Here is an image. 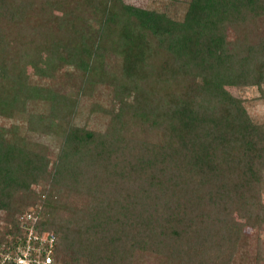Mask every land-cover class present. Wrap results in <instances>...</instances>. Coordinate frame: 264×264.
<instances>
[{
	"label": "trees",
	"instance_id": "1",
	"mask_svg": "<svg viewBox=\"0 0 264 264\" xmlns=\"http://www.w3.org/2000/svg\"><path fill=\"white\" fill-rule=\"evenodd\" d=\"M263 19L264 0H189L181 19L126 0H0V250L32 207L57 264H237L264 221V121L225 86L264 102ZM86 88L96 127L78 122Z\"/></svg>",
	"mask_w": 264,
	"mask_h": 264
},
{
	"label": "rangeland",
	"instance_id": "2",
	"mask_svg": "<svg viewBox=\"0 0 264 264\" xmlns=\"http://www.w3.org/2000/svg\"><path fill=\"white\" fill-rule=\"evenodd\" d=\"M127 2L133 3L138 6L147 7V8H154L159 11L167 12L171 17H174L176 19H181L184 15V12L186 10V7L188 5L189 0H126ZM258 28L262 31H264V19L258 23ZM229 35L232 36V32L229 31ZM106 60V64H107ZM108 66V65H107ZM106 67V65H105ZM24 69L27 73L30 75L36 74L35 67L27 64L24 66ZM66 70V69H65ZM64 71V70H63ZM65 75L62 74L61 76H56L58 85L60 86V89L62 90L63 86L69 87L73 86L74 84L69 79H65ZM225 88L234 96L242 98L244 100V105L247 108V111L251 117V119L254 122H262L264 121V102L260 98V89L255 85L250 86H234V85H226ZM262 89L264 90V84L262 85ZM89 89L86 88L84 91H81V99L79 102L80 107V113L78 115V122H86V124L89 127H96L100 124V118H97L94 115H91V112L89 111L87 107V98H88V92ZM100 95L97 92V96ZM39 110V109H38ZM10 121L7 119H4L0 117V124L8 125ZM51 141L49 144L52 157L54 158L55 152L57 149V144L53 139L47 140ZM42 185H36L35 188L40 189L41 187H44L47 185V182L44 180ZM261 201L264 202V183L261 187ZM236 218L238 220H243L239 214L237 213ZM5 219H4V213L3 211H0V226H4ZM245 240L244 244H242V247L240 248V251L237 253L236 257V263L237 264H253V256L256 250V243L258 242L261 247L262 255L264 256V221L261 223V225L258 227V229H251L247 227L245 229ZM244 254L246 256H244ZM245 258L244 261H242ZM133 264H158L155 261V257L152 254L149 253H138L134 257V263ZM264 264V262H262Z\"/></svg>",
	"mask_w": 264,
	"mask_h": 264
},
{
	"label": "built area",
	"instance_id": "3",
	"mask_svg": "<svg viewBox=\"0 0 264 264\" xmlns=\"http://www.w3.org/2000/svg\"><path fill=\"white\" fill-rule=\"evenodd\" d=\"M22 237L0 250V264H57L53 259L54 234L35 227L38 211L30 207L19 215Z\"/></svg>",
	"mask_w": 264,
	"mask_h": 264
}]
</instances>
